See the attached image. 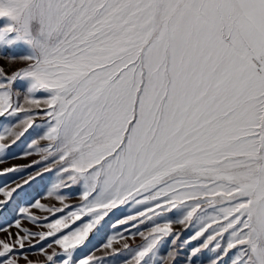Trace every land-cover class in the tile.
Masks as SVG:
<instances>
[{
    "label": "snow or ice",
    "instance_id": "1",
    "mask_svg": "<svg viewBox=\"0 0 264 264\" xmlns=\"http://www.w3.org/2000/svg\"><path fill=\"white\" fill-rule=\"evenodd\" d=\"M0 18V163L39 156L0 169V264H264V0H0ZM106 226V254L81 255Z\"/></svg>",
    "mask_w": 264,
    "mask_h": 264
},
{
    "label": "rangeland",
    "instance_id": "2",
    "mask_svg": "<svg viewBox=\"0 0 264 264\" xmlns=\"http://www.w3.org/2000/svg\"><path fill=\"white\" fill-rule=\"evenodd\" d=\"M6 21L4 20V18H0V26H3V24ZM3 61L0 60V64H2ZM27 139V137L25 138ZM23 143V141L21 142ZM32 160H39V156L38 155H33L29 158H24V159H20V158H10L7 159L6 161H4L3 163H0V169L3 168H7V167H11L12 165H24V164H29L31 163ZM41 167H43V165H41ZM4 180H7V177H3L0 178V182H3ZM40 184H43V181L40 182ZM37 190L39 191V186H37ZM41 195H46L45 193H41ZM45 203H49V204H55L57 207L60 206L58 201H55L54 198L52 199H45L44 201ZM67 203L69 204H77L78 203V199L76 197H73L72 199H69L67 201ZM129 213L128 209H122V211L120 212H116L114 215H111L108 219V224H111V222L119 217H121V215H127ZM37 216H42V215H48L47 213H42L40 211H36L35 213ZM79 223V222H77ZM22 225L24 227L30 228L32 231H43L45 230L44 228L40 227V226H33L29 221H24L22 220ZM142 231H145L147 233V229L141 227ZM10 231H12L13 233H15L17 231V229L12 228L10 229ZM22 234V233H21ZM111 234L110 229L106 226L105 230L96 237L92 238V242L89 245V247L87 249L84 250V252L81 255H87L91 250H93V248L97 249L95 250V255L96 256H104L106 254V250L100 249V245L104 243V241L107 238V235ZM6 233L5 232H0V239H4L6 237ZM127 242L130 246L135 247L139 244L142 243V240L139 236H137L135 239H132L131 237H128L127 235L125 236V239L120 240L119 243L116 244L117 247H122L123 244ZM27 255H28V259L32 261V264H43V260L44 257L42 255H40L39 250L36 248H29L27 249ZM20 264H26V262L21 259L20 260Z\"/></svg>",
    "mask_w": 264,
    "mask_h": 264
}]
</instances>
